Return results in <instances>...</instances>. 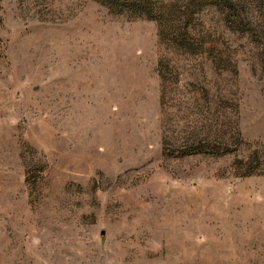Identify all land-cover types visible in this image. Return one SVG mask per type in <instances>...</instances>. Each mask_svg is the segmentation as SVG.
Returning a JSON list of instances; mask_svg holds the SVG:
<instances>
[{
    "label": "rangeland",
    "instance_id": "obj_1",
    "mask_svg": "<svg viewBox=\"0 0 264 264\" xmlns=\"http://www.w3.org/2000/svg\"><path fill=\"white\" fill-rule=\"evenodd\" d=\"M0 0V264H264V0Z\"/></svg>",
    "mask_w": 264,
    "mask_h": 264
},
{
    "label": "trees",
    "instance_id": "obj_2",
    "mask_svg": "<svg viewBox=\"0 0 264 264\" xmlns=\"http://www.w3.org/2000/svg\"><path fill=\"white\" fill-rule=\"evenodd\" d=\"M132 6H133V9L139 11L142 7V2H140V0H132Z\"/></svg>",
    "mask_w": 264,
    "mask_h": 264
}]
</instances>
